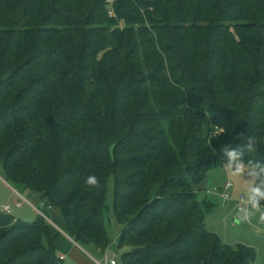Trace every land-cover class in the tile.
I'll use <instances>...</instances> for the list:
<instances>
[{
  "label": "trees",
  "instance_id": "1",
  "mask_svg": "<svg viewBox=\"0 0 264 264\" xmlns=\"http://www.w3.org/2000/svg\"><path fill=\"white\" fill-rule=\"evenodd\" d=\"M229 150L264 166V0H0V167L76 243L110 248L113 178L119 264H254L199 199ZM0 264L64 261L0 213Z\"/></svg>",
  "mask_w": 264,
  "mask_h": 264
},
{
  "label": "rangeland",
  "instance_id": "2",
  "mask_svg": "<svg viewBox=\"0 0 264 264\" xmlns=\"http://www.w3.org/2000/svg\"><path fill=\"white\" fill-rule=\"evenodd\" d=\"M235 169L229 170L224 168L209 173L207 180L198 187L199 199L207 200L215 205L213 211L206 219V227L210 233L216 234L223 243L231 246H247L253 248L256 253L254 264H264V221L260 220V216L264 215V207L258 211H253L251 219L246 223H236L238 216V201L250 193V184L257 177L251 175L257 172L255 169L246 167L241 175L234 174ZM231 183L230 199H225L219 193H215L214 189L222 188ZM17 193L25 196L33 205L40 207V201L35 195L27 193L22 187L5 180L3 170L0 168V213H3V207L10 205L12 207L9 214H5L14 218L16 221L24 224H38L47 222L49 219L53 224L62 227L63 220L60 213L55 209L41 208L42 215H39L30 205L26 204L22 208H16ZM114 180L111 178L108 183L107 206L110 214L106 218V228L111 239V252L116 251L120 259L123 251L118 249V235L122 227L119 226L114 218ZM4 214V213H3ZM64 230V229H63ZM51 231L55 238V253L58 257H65L64 264H96L95 261H102L105 253L98 250L93 245L74 244L66 236L60 234L56 229L51 227ZM110 252V253H111Z\"/></svg>",
  "mask_w": 264,
  "mask_h": 264
},
{
  "label": "clouds",
  "instance_id": "3",
  "mask_svg": "<svg viewBox=\"0 0 264 264\" xmlns=\"http://www.w3.org/2000/svg\"><path fill=\"white\" fill-rule=\"evenodd\" d=\"M215 131H216V133H220V132H222V129L217 127L215 129ZM226 155L229 159V164H228L229 170H231L232 165L235 164L234 174H236V175L243 174L247 166L243 163H236L237 161L240 160L242 153L240 151H237V150H229L226 152ZM253 167H259L260 172L257 173L254 171L251 173V175L259 177L261 174H264V166L257 164ZM86 182L89 185H96L97 179L95 176H89ZM249 188H250V193L247 196V203H248L249 207L242 208V209L238 210L239 214L235 219V222L238 224L248 222L253 215V211L254 210L258 211L261 201H264V183L257 185L255 183V181H253L250 184ZM260 220L264 221V215L260 216Z\"/></svg>",
  "mask_w": 264,
  "mask_h": 264
},
{
  "label": "built area",
  "instance_id": "4",
  "mask_svg": "<svg viewBox=\"0 0 264 264\" xmlns=\"http://www.w3.org/2000/svg\"><path fill=\"white\" fill-rule=\"evenodd\" d=\"M107 3L109 5H113L114 0H107ZM111 15H113V12L110 13ZM1 168V167H0ZM233 185L231 183H227L226 186L222 187V188H217L214 189L215 193H219L220 196L222 198L225 199H230L231 196V189H232ZM17 202L15 204L16 208H22L24 205L28 204L30 205L39 215H42V210L41 208H48L46 206V204L44 202L40 203V207H36L35 205H33L25 196H23L20 193H17ZM238 210L242 209V208H246L249 207L248 203H247V198L242 196L239 201H238ZM261 208V207H259ZM12 207L10 205H7L5 207H3V213L4 214H9L11 212ZM51 209V208H49ZM48 224L50 225V227L56 229V231H58L60 234H63L64 236H66L70 241H72V243L77 244L64 230L61 229L60 226H57L55 224H53L49 219H47ZM110 248H108L104 253V259L102 261H95L96 264H119V257L117 255L116 251L111 252ZM61 261H65V258L63 256L59 257Z\"/></svg>",
  "mask_w": 264,
  "mask_h": 264
},
{
  "label": "crops",
  "instance_id": "5",
  "mask_svg": "<svg viewBox=\"0 0 264 264\" xmlns=\"http://www.w3.org/2000/svg\"><path fill=\"white\" fill-rule=\"evenodd\" d=\"M33 197H37V198L39 199V197H38V196H36V195H35V196H33ZM40 203H41V201H40ZM48 209H49V208H48ZM51 209H52V208H51ZM51 209H50V210H51ZM61 218H62V217H61ZM62 220H63V219H62ZM61 256H63V255H61ZM63 257H64V256H63ZM64 258H65V257H64Z\"/></svg>",
  "mask_w": 264,
  "mask_h": 264
}]
</instances>
